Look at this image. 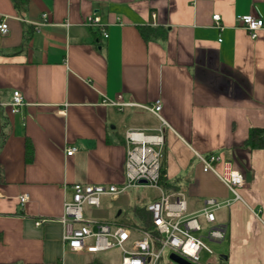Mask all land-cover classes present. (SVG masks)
Listing matches in <instances>:
<instances>
[{
	"label": "crops",
	"instance_id": "0c3cea01",
	"mask_svg": "<svg viewBox=\"0 0 264 264\" xmlns=\"http://www.w3.org/2000/svg\"><path fill=\"white\" fill-rule=\"evenodd\" d=\"M90 15L107 38L84 24ZM245 15L264 21V0H30L22 14L0 0V264L106 259L66 253L64 205L73 184H125L126 132L158 134L143 108L157 100L169 125L165 192L184 193L188 214L221 203L215 225L226 238L210 241L218 254L204 263L264 264V147L249 144L264 130V27L252 39L237 22ZM16 90L25 105L12 114ZM209 153L243 175L240 199L203 171L197 155ZM135 213L141 224L127 227L150 223L145 208ZM104 215L87 219L112 222Z\"/></svg>",
	"mask_w": 264,
	"mask_h": 264
},
{
	"label": "built area",
	"instance_id": "2783aa9c",
	"mask_svg": "<svg viewBox=\"0 0 264 264\" xmlns=\"http://www.w3.org/2000/svg\"><path fill=\"white\" fill-rule=\"evenodd\" d=\"M46 17V15L44 16ZM215 25L223 30L220 15H213ZM237 22L246 29L252 39L264 27L261 17L245 15L237 17ZM84 24L96 28L105 38L108 37L100 17L90 15ZM8 24L0 23V32L7 34ZM222 41L221 39L219 40ZM9 104L11 113H19L25 105L23 94L16 90ZM114 105H117L114 103ZM121 106L120 104H118ZM122 106H125L123 104ZM161 122L158 134L147 135L142 130L126 132L127 158L126 182L117 185H90L76 183L71 187L72 199L65 202V214L62 223L66 228L64 236L67 254L97 256L118 249L122 255L119 264H159L166 250L182 258L189 264H205L202 253L213 255L209 241H223L226 228L216 226V209L221 203L207 200L205 206L196 214H188L187 201L182 192L167 193L161 184V167L164 147V129L169 127L162 117V101L157 100L150 106L143 107ZM76 148H68L67 155L72 156ZM204 172L213 173L228 189L240 199L238 189L245 186L243 175L236 171L231 161L216 153L198 154ZM152 187L161 193L159 199L146 207L149 224L127 227L115 222L87 219L85 206L100 208L103 198L117 199L130 188ZM28 196L20 198L22 204ZM200 218L210 224L205 236L201 234L204 227ZM40 225V222L37 223Z\"/></svg>",
	"mask_w": 264,
	"mask_h": 264
},
{
	"label": "rangeland",
	"instance_id": "374dc122",
	"mask_svg": "<svg viewBox=\"0 0 264 264\" xmlns=\"http://www.w3.org/2000/svg\"><path fill=\"white\" fill-rule=\"evenodd\" d=\"M145 134L150 135L154 134L153 132H145ZM161 193L158 189L152 187H135L128 189L125 193L119 195L117 200H112L110 197L103 198V203L100 208L94 206H85L84 214L88 218H97L104 213V217L108 218L110 221H116L118 224L131 223L141 224L139 216L136 215L135 210L137 208H145L150 202L159 199ZM122 212L119 214V212ZM208 227H204V230L201 232L203 236L206 235ZM210 245L212 243L205 239ZM213 246V251L215 254H218L217 246ZM174 255L170 250H166L163 254L162 259L159 264H177L173 259ZM108 264H119L122 258V255L118 249L112 250L105 254ZM216 256L208 255L205 252L202 254V261L206 262L207 260L214 259Z\"/></svg>",
	"mask_w": 264,
	"mask_h": 264
},
{
	"label": "trees",
	"instance_id": "16d2710c",
	"mask_svg": "<svg viewBox=\"0 0 264 264\" xmlns=\"http://www.w3.org/2000/svg\"><path fill=\"white\" fill-rule=\"evenodd\" d=\"M14 3V6L17 10L18 13L22 14L24 13L30 4V0H12ZM155 31V30H154ZM142 35L144 37V39L149 40L152 33H153V29H142L141 30ZM160 35L163 36V34L161 33ZM159 33L155 34V36H160ZM249 144L251 145L252 148H263L264 147V130L260 129V130H253L251 132V137L249 139ZM34 158V152H33V147L31 145L30 142H27V162H31L33 161ZM165 164H162L161 167V184L164 187H167V181H166V177H165ZM124 226H131L130 223H124ZM90 264H108L107 259H104L103 257H97L94 262L90 263Z\"/></svg>",
	"mask_w": 264,
	"mask_h": 264
},
{
	"label": "water",
	"instance_id": "95a60500",
	"mask_svg": "<svg viewBox=\"0 0 264 264\" xmlns=\"http://www.w3.org/2000/svg\"><path fill=\"white\" fill-rule=\"evenodd\" d=\"M172 259L177 263V264H189L188 262H186L185 260H183L182 258L176 256V255H172Z\"/></svg>",
	"mask_w": 264,
	"mask_h": 264
}]
</instances>
